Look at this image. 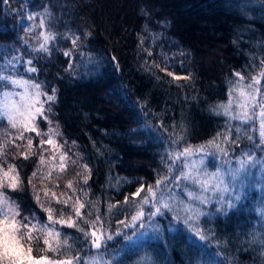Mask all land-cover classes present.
Masks as SVG:
<instances>
[{"label":"trees","instance_id":"1","mask_svg":"<svg viewBox=\"0 0 264 264\" xmlns=\"http://www.w3.org/2000/svg\"><path fill=\"white\" fill-rule=\"evenodd\" d=\"M45 7L53 14L56 32L82 37L80 47L70 58L63 55L64 50L72 47L70 40L60 38L50 45L54 49L50 56L30 53L37 57L34 63L40 70L31 76L42 82L49 94L51 88L58 89L52 118L63 133L59 142L64 144L67 140L64 151L70 156L73 153L82 156L75 165L69 163L59 188L52 184L48 187L57 195L68 193L66 181H78L80 178L75 173L82 171V163L88 162L92 169L89 199L97 201L107 221L104 227L114 232L122 228L117 220L130 219L134 212L133 207L124 205L125 196L131 201L132 193L143 183L145 191L135 198L139 201L145 196L147 186H155L156 179L166 174L160 158L165 149L177 147L170 144L169 137L174 125L177 133L179 125L186 127L181 147L186 142L195 148L218 131L223 132L227 118L211 114L210 106L227 101L228 82L237 80L234 71L245 75V81L251 75H258L264 60V3L261 0H9L5 4L0 0V49L23 55L30 52L29 45L37 47V33L42 30L37 27L26 33L23 28L38 25L39 16L28 21L27 15L42 14ZM141 9L148 15H143ZM145 24L149 32L143 31ZM88 31L91 36H84ZM157 33L159 37L154 38ZM146 47L152 50L151 57L144 51ZM165 54L168 70L175 75L191 74V79L175 81L152 65L155 60L164 67ZM113 57L119 63L118 70ZM69 59L75 75L66 71ZM145 61L151 65V72L142 67ZM23 67L21 64L20 75H28ZM157 75L161 80L155 78ZM229 123L235 126L239 122ZM41 128H47L43 121ZM72 141L76 142L75 146ZM240 143L243 148L250 142L242 138ZM35 159L13 160L10 154L8 157L11 163L23 164L25 179L34 170ZM35 183L40 189V182ZM245 193L228 216L210 210L213 215L205 218L206 226L202 224L206 231L211 229L207 231L208 239L194 238L181 227L171 231L166 217H156L161 235L135 245H117L113 264H261L259 252L252 250L255 246H248L247 234L264 231V185L254 179ZM9 195L46 222V213L36 204L31 187L23 193ZM41 198L44 199L42 192ZM117 201L118 207L109 216L108 203ZM50 203L56 209V216L61 211L72 214L70 206L64 207L54 200ZM83 211L87 212L88 208ZM62 231L80 235L74 229ZM33 247V255L45 254L41 251L42 243H34ZM47 255L53 256L51 252ZM141 257H147V262L141 261Z\"/></svg>","mask_w":264,"mask_h":264},{"label":"snow or ice","instance_id":"2","mask_svg":"<svg viewBox=\"0 0 264 264\" xmlns=\"http://www.w3.org/2000/svg\"><path fill=\"white\" fill-rule=\"evenodd\" d=\"M8 2L9 0H3L5 4ZM261 3H264V0H261ZM141 12L145 16L148 15L144 9H141ZM38 16V25L32 24L23 28L26 33L33 32L37 27L42 30L37 33L39 41L37 47L29 45L30 52L23 55H12L8 50L0 49V264H113L111 259H105L109 242L114 241L115 237L134 242L133 235L137 238L144 235L143 232L128 235L122 229H136L137 225L146 228L147 220L148 224L153 225L154 230H158V222L154 223L155 218L163 217L166 213H172V220L182 221L188 231L201 241L208 239L207 231L211 229L206 231L205 227H202V224L206 226L208 222L205 218L211 217L213 212L228 216L230 211L235 210L246 194L245 188L254 182V171H259L264 179V95H261L264 60H261L258 75H251L247 83L245 75L240 71H234L233 75L238 79L228 82L227 103L210 106L211 114L227 118L223 132L218 131L205 144L195 148L186 142L181 147L186 127L183 124L179 125L180 132L177 133L176 125L173 126V131L169 133L170 144L177 147L165 149L160 158L161 165L167 170L166 174L156 179L155 186L149 184L145 196L139 201L135 198L140 197L145 191L143 183H140L132 193L131 201L125 196L124 205L133 207L134 212L130 219L127 217L118 219L117 223L122 228H117L113 233L104 227L107 221L101 215L97 201L89 199L92 169L88 162L82 163L80 165L82 171L75 173V176L80 178L78 181L73 179L66 181L65 188L70 194L61 192L57 195L56 191L48 187L52 184L59 188V181L67 172L69 163L75 165L77 159H82V156L80 153H73V156H70L64 151L67 140L64 144L59 142L58 138L62 137L63 133L59 123L52 118L58 89L51 88L49 94L42 82L31 76L38 74L40 70L34 63L37 57L30 53L50 56L54 50L50 45L60 38L70 40L71 49L63 51V55L70 58L74 50L80 47L82 37L76 33L56 32L52 22L53 14L48 7L43 9L42 14L29 12L27 20L35 21ZM149 30V26L145 24L143 31ZM91 34L88 31L84 36ZM159 35L155 34L154 38H158ZM143 41L144 37L141 36L140 43L143 44ZM24 43L28 44V41L24 40ZM144 51L149 57L153 54L150 48L146 47ZM25 55L29 58L24 59ZM83 55L81 52V56ZM181 55L184 53L181 52ZM112 60L118 70L119 63L116 57ZM21 64L24 66L23 72L28 75H20ZM163 64L164 67L161 68L160 63L152 61V65L160 68L175 81L191 79V74L175 75L168 70L166 54ZM142 67L145 71L151 72L148 61H145ZM66 71L75 75L71 59L68 61ZM155 78L161 80L158 75ZM258 96L260 99H257ZM257 108L258 142L251 134L256 131L255 124L251 122L256 119ZM41 121L47 124L46 130L41 128ZM230 121L239 123L233 126ZM243 125L248 127H242ZM36 138H39L38 141ZM242 138L250 142L243 148L240 143ZM72 145L75 146L76 142L72 141ZM236 148H240V152L235 155L233 166V159L230 157ZM257 151L260 153L259 157L256 155ZM9 154L13 160L20 158L28 161L36 157L33 160L35 167L31 175L25 179L22 176L23 164L9 162ZM208 156L219 159V165L211 171L205 163ZM250 177L253 179L250 180ZM37 180L40 182V189H37L35 183ZM119 183L118 179L116 185ZM169 185L179 191L173 192ZM28 187L32 189L36 204L46 213V222L41 220L34 210L25 208L9 195L23 193ZM51 200L64 207L70 206L72 214L65 215L61 211L60 215L56 216V209L51 206ZM119 203L118 201L115 204L108 203L109 216ZM213 205H215L213 212L206 210ZM86 207L88 211L84 212ZM57 225L60 227L57 228ZM64 228L74 229L75 233L80 235L64 232L62 231ZM247 235L248 246H255L252 250L259 252L262 257L261 264H264V231L254 230ZM34 243L43 244L41 251L45 253L44 255H33ZM90 250H95V254ZM49 252L53 256L47 255ZM216 255L219 256L220 252Z\"/></svg>","mask_w":264,"mask_h":264},{"label":"rangeland","instance_id":"3","mask_svg":"<svg viewBox=\"0 0 264 264\" xmlns=\"http://www.w3.org/2000/svg\"><path fill=\"white\" fill-rule=\"evenodd\" d=\"M238 79V78H237ZM248 81H245V83H247ZM261 95H264V80H262L261 82ZM234 96L236 95V93L233 94ZM257 99H260V97L258 96ZM228 101V99H227ZM227 101L223 102V103H227ZM235 108V105L233 106ZM257 116L256 119L253 120L251 123L255 124L256 127V131L253 132V135L256 137L257 142H258V126H259V118H258V113H259V109H255ZM5 126H6V121L4 122ZM248 145V144H247ZM246 146V145H245ZM244 146V147H245ZM240 152V149L238 151H235L234 153H232L231 157L233 159V166H235V155L238 154ZM256 155L259 157L260 153L257 151ZM208 170L211 171L213 170L214 167L219 165V159L214 158L213 156H208L206 158L205 161ZM175 174V173H174ZM253 177L255 180H257L259 183H261L262 185H264V179H262L261 177V173L259 171H254L253 172ZM252 177H250L249 179H251ZM167 183V182H166ZM183 183V182H182ZM247 184V181H246ZM163 187V186H162ZM169 187L172 188L173 192H177L179 191L178 189L172 187L171 185H169ZM210 194V193H209ZM215 205H213L212 208H208L206 209L207 211L210 212L211 209H214ZM163 217H166L167 219V226L169 228V230L174 231L176 230L178 227H181L183 229H187V227L183 224L182 221L177 222L172 220V213H166ZM156 219V218H155ZM154 223H156V221H154ZM145 224H146V228H140L139 225H137L136 229H126L125 232L128 233V235H133V232L135 233H140L143 232L144 235L140 236L137 238V236L133 235V241L134 242H130L125 240L122 237H115V240L112 242H109V248L107 251V255L105 256V259H111L112 261H114V259L117 257L116 252L114 251L117 245H120L122 247H126L127 245H135L139 242H141L142 240H146V239H153V238H157L158 235H161V226L158 224V230H154V227L152 224H148L147 220H145ZM180 225V226H179ZM189 232V231H188ZM114 233V232H113ZM194 238L199 239L198 237H196L194 234H192L191 232H189ZM200 240V239H199ZM104 250L102 249L101 252H103ZM92 254H95V250H91ZM141 261L147 262V257H141L140 258Z\"/></svg>","mask_w":264,"mask_h":264}]
</instances>
